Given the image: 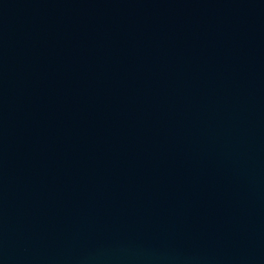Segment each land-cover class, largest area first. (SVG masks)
Returning <instances> with one entry per match:
<instances>
[{
    "label": "water",
    "instance_id": "1",
    "mask_svg": "<svg viewBox=\"0 0 264 264\" xmlns=\"http://www.w3.org/2000/svg\"><path fill=\"white\" fill-rule=\"evenodd\" d=\"M0 264H264V0H0Z\"/></svg>",
    "mask_w": 264,
    "mask_h": 264
}]
</instances>
